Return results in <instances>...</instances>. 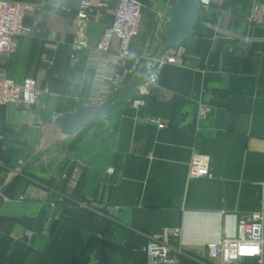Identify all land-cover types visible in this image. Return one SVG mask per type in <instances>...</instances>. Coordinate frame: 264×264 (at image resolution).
Segmentation results:
<instances>
[{"label":"crops","instance_id":"1","mask_svg":"<svg viewBox=\"0 0 264 264\" xmlns=\"http://www.w3.org/2000/svg\"><path fill=\"white\" fill-rule=\"evenodd\" d=\"M19 1L41 6L28 19L39 18L42 31L21 37L0 65L17 82L35 78L43 95L29 108L0 105V264H170L148 263L143 246L174 228L175 264H220L208 246L236 236L239 216L264 198V0L214 3L204 17L218 29L198 21L170 47L178 61L162 69L144 108L118 103L64 140L49 124L53 111L102 103L90 49L73 62L70 45L86 38L95 46L116 0L79 26L80 0ZM157 1L145 0L137 56L168 47L159 35L172 0ZM200 101L212 106L205 120ZM147 115L169 125L159 129ZM197 153L210 156L211 178L189 176Z\"/></svg>","mask_w":264,"mask_h":264},{"label":"built area","instance_id":"2","mask_svg":"<svg viewBox=\"0 0 264 264\" xmlns=\"http://www.w3.org/2000/svg\"><path fill=\"white\" fill-rule=\"evenodd\" d=\"M158 2L157 0H149ZM200 5L199 22L217 30L218 26L207 20L204 13L217 2L222 0H197ZM110 6V0H80L74 24L90 22L101 18L104 11ZM145 0H116L112 24L105 28L95 46H89L86 38L75 39L70 45V60L78 61L79 53L85 48L90 49V62L97 67V86L95 97L98 102L112 98L127 84L137 72L142 63L150 66L147 76L136 88V94L131 106L142 109L147 105L146 95L158 86L159 76L167 64L178 61L176 52L170 48L154 55L137 56L132 51V44L139 34L143 16ZM30 11L40 12L41 6L19 0H0V55L11 56L16 51L18 40L21 37L39 35L41 26L39 18L28 19ZM118 40L115 49L112 48L113 39ZM52 65L53 62L49 61ZM43 91L37 80L26 77L17 82L9 75L6 67L0 65V105L8 103L19 104L24 108L35 105L42 97ZM212 112V106L204 101L198 103L197 116L199 120L207 119ZM61 113L53 111L49 117V124L56 126ZM146 120L159 129L166 128L169 120L147 115ZM2 162H0V168ZM110 173L113 172L109 168ZM190 177L211 178V158L208 154H194L189 163ZM51 206L55 203L51 202ZM82 208L101 207V204L79 202ZM179 228L165 230L149 236L143 250L148 263L167 262L175 264L177 261L170 257L172 247L170 237H178ZM208 255L212 260H220V264H239L242 258H255L256 264H264V198L257 208L241 214L238 218L237 233L232 238H224L212 246H208Z\"/></svg>","mask_w":264,"mask_h":264},{"label":"water","instance_id":"3","mask_svg":"<svg viewBox=\"0 0 264 264\" xmlns=\"http://www.w3.org/2000/svg\"><path fill=\"white\" fill-rule=\"evenodd\" d=\"M199 12L200 5L197 0H172L167 10L165 29L159 35L162 42L166 46L172 47L189 37L198 24ZM149 71L150 66L144 62L129 79L126 86L114 97L98 105L83 103L73 112L61 114L57 123L61 140L73 136L81 128L97 121L116 104L131 102L136 94L137 86Z\"/></svg>","mask_w":264,"mask_h":264},{"label":"rangeland","instance_id":"4","mask_svg":"<svg viewBox=\"0 0 264 264\" xmlns=\"http://www.w3.org/2000/svg\"><path fill=\"white\" fill-rule=\"evenodd\" d=\"M161 51H164V49H162ZM160 50H158V51H156L155 53H153V54H150V55H154V54H156V53H158V52H161Z\"/></svg>","mask_w":264,"mask_h":264}]
</instances>
